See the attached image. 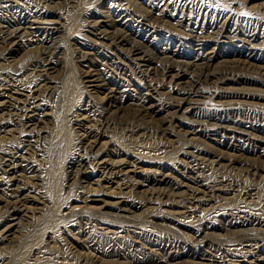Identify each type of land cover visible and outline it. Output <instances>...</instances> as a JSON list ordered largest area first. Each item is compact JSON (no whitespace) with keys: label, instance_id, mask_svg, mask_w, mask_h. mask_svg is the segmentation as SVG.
<instances>
[{"label":"rangeland","instance_id":"rangeland-1","mask_svg":"<svg viewBox=\"0 0 264 264\" xmlns=\"http://www.w3.org/2000/svg\"><path fill=\"white\" fill-rule=\"evenodd\" d=\"M0 114V264H264V0H0Z\"/></svg>","mask_w":264,"mask_h":264},{"label":"bare ground","instance_id":"bare-ground-1","mask_svg":"<svg viewBox=\"0 0 264 264\" xmlns=\"http://www.w3.org/2000/svg\"><path fill=\"white\" fill-rule=\"evenodd\" d=\"M18 23L19 20H18ZM2 32L5 33L6 36L8 37H14L15 36V33L12 32V26L10 25H7V26H4V29L2 30ZM125 35L123 34H115V38L118 40V41H123L125 38H124ZM49 43L45 42L44 41V49L47 48ZM13 45H17L16 43L13 44ZM12 45V46H13ZM13 49V48H11ZM9 49V50H11ZM134 52L136 53H139V47H136ZM148 60V59H147ZM210 60V59H209ZM209 60H205L204 62L200 63V64H197L198 65V68L195 70V72L191 75L192 77V81L190 82L188 88L184 89L182 91V94H183V97L181 99V101H187L189 95L191 94H194L197 89H196V83L198 81H200V79L202 77H207L209 75H211L210 71H209ZM50 63H46V66H48ZM180 68H183L181 67L180 65H178V67L176 68H173L172 66L170 65H167L166 66V72L168 74L173 73L175 72L176 70V73H174V77L177 78V79H180L184 73L181 72ZM173 77V78H174ZM112 91V88L109 89ZM27 110V109H26ZM28 111L30 112H34L33 109H28ZM35 113V112H34ZM35 115V114H34ZM33 114L32 115H28L26 117H29L28 119L31 120V118L34 116ZM7 116L8 118H12L14 115L12 114V112L10 111L9 113H7ZM0 118H1V122H0V131L4 130L6 127H7V123L8 122H5V120L2 118V114H0ZM9 121H14V119H11ZM11 123V122H10ZM24 135V134H23ZM25 142L27 143H24L23 146H26L27 148L30 147V142L31 140L30 139H26L25 138ZM96 144H95V140H88V138H86L85 136H82L81 139H80V148L86 152V155L85 157L87 158L88 156H92L94 155V148H95ZM23 153L24 151H22V147H18V146H15V147H12L8 152H4V154L2 155L1 157V165L3 167H5L4 171L8 174H12L13 175V179L15 177V174L17 173L18 171V168H20L22 166V162L24 161V156H23ZM84 158V159H79L77 161H74L73 163L77 164L76 165V170H75V173L76 174H79L84 176L85 175H88V173H90L89 171H87L85 169V162L87 161V159ZM102 163V164H105L103 167L106 169V173H110V171L112 170L111 167H108L109 164L107 163V160H103L102 162H99V164ZM128 166V164L126 162H122L118 165L120 171H123L126 167ZM106 173H104L103 175V180L107 181V182H113L112 178L107 175ZM112 173V172H111ZM19 175V173L17 174ZM160 177V176H158ZM16 178V177H15ZM12 180V179H11ZM162 184L163 187H162V191H171V192H174L176 191L178 188L173 185L172 183H170L166 178L164 177H161V178H155V179H152L151 181H147V180H142L140 182V184H142V186L146 187L144 190H153L155 188H149L148 186L151 185V186H154L156 184ZM16 184H19V182H17ZM164 188V189H163ZM12 190L14 191H19L21 190L20 186H15ZM198 192L199 191H193L191 190V193L189 194V197L190 199L194 200V201H198V198H197V195H198ZM20 198L18 197V195H16L12 200L8 201L7 203H4V211L6 213V221H5V230H4V236L3 237H0V240H3V239H6L5 236L15 232V231H18V228L19 226L21 225V218L23 217L22 216V212H24V208L21 206L20 204ZM205 200V199H204ZM204 200H200V201H204ZM50 223L54 222V218H50L49 220ZM244 222L243 221H239V220H233V219H228L226 222H225V225L227 227H232V226H239V225H242ZM26 252L24 251L23 253H21V258L23 256H25ZM254 257L257 256V255H253ZM18 264H23V263H18Z\"/></svg>","mask_w":264,"mask_h":264}]
</instances>
